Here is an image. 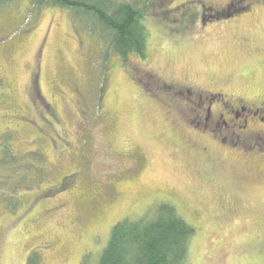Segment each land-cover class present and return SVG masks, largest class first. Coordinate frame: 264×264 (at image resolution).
<instances>
[{"label": "rangeland", "instance_id": "374dc122", "mask_svg": "<svg viewBox=\"0 0 264 264\" xmlns=\"http://www.w3.org/2000/svg\"><path fill=\"white\" fill-rule=\"evenodd\" d=\"M30 1L0 8V264H97L116 223L162 201L195 228L192 264H264V158L148 97H262L264 0H116L145 9L148 55L126 63L71 11Z\"/></svg>", "mask_w": 264, "mask_h": 264}, {"label": "trees", "instance_id": "16d2710c", "mask_svg": "<svg viewBox=\"0 0 264 264\" xmlns=\"http://www.w3.org/2000/svg\"><path fill=\"white\" fill-rule=\"evenodd\" d=\"M11 2L0 0V8ZM30 2L32 8L50 6L71 11L75 20L81 24L85 22L94 34L105 33L110 52L117 54L124 63L131 55L141 59L148 55V33L143 22L145 9L134 4L116 0ZM238 11L240 9L236 13ZM215 17L228 18L229 14H217ZM160 88L164 90L166 87ZM194 234L195 228L182 218L176 207L162 201L137 218H124L116 223L97 264H192L189 249ZM28 264H39L32 253Z\"/></svg>", "mask_w": 264, "mask_h": 264}, {"label": "flooded vegetation", "instance_id": "af4514ba", "mask_svg": "<svg viewBox=\"0 0 264 264\" xmlns=\"http://www.w3.org/2000/svg\"><path fill=\"white\" fill-rule=\"evenodd\" d=\"M225 12L235 14L232 8ZM143 76L154 77L149 72ZM143 90V93H147ZM143 93L140 92L139 96L146 99ZM150 94L148 97L156 101L160 96H165L169 105L175 102L182 104L184 110L179 112L181 121L220 147H228L244 157L264 158V95L258 99L225 92L199 91L194 95L189 90L178 89L176 85L164 90L158 87ZM201 150L207 153L208 147Z\"/></svg>", "mask_w": 264, "mask_h": 264}]
</instances>
